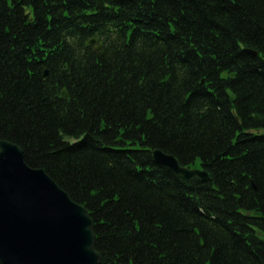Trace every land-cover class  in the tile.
Returning a JSON list of instances; mask_svg holds the SVG:
<instances>
[{
  "label": "trees",
  "instance_id": "16d2710c",
  "mask_svg": "<svg viewBox=\"0 0 264 264\" xmlns=\"http://www.w3.org/2000/svg\"><path fill=\"white\" fill-rule=\"evenodd\" d=\"M0 139L89 210L99 264H264V0H0Z\"/></svg>",
  "mask_w": 264,
  "mask_h": 264
},
{
  "label": "water",
  "instance_id": "95a60500",
  "mask_svg": "<svg viewBox=\"0 0 264 264\" xmlns=\"http://www.w3.org/2000/svg\"><path fill=\"white\" fill-rule=\"evenodd\" d=\"M87 45L96 50L102 47L96 37ZM61 95L68 98L67 90L62 89ZM153 155L183 181L209 177L204 169L181 165L174 155L160 149ZM0 260L4 264L101 262L89 210L45 169L30 166L20 145L4 139H0Z\"/></svg>",
  "mask_w": 264,
  "mask_h": 264
},
{
  "label": "bare ground",
  "instance_id": "6f19581e",
  "mask_svg": "<svg viewBox=\"0 0 264 264\" xmlns=\"http://www.w3.org/2000/svg\"><path fill=\"white\" fill-rule=\"evenodd\" d=\"M97 38V37H96ZM97 41H98V39H97ZM97 44H99V43H97ZM101 44V43H100ZM102 45V44H101ZM102 48V47H101ZM258 54V52L256 51V55ZM156 150V149H155ZM161 150V149H160ZM163 151V150H162ZM166 153V152H165ZM168 154H170V153H168ZM173 155V154H172ZM154 156V155H153ZM186 166V165H185ZM188 167H190V166H188Z\"/></svg>",
  "mask_w": 264,
  "mask_h": 264
}]
</instances>
